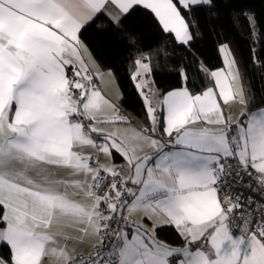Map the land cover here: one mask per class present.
<instances>
[{
  "label": "snow or ice",
  "instance_id": "obj_1",
  "mask_svg": "<svg viewBox=\"0 0 264 264\" xmlns=\"http://www.w3.org/2000/svg\"><path fill=\"white\" fill-rule=\"evenodd\" d=\"M218 10L217 0H0V264H264V104L227 43L223 67L196 55L201 14ZM133 18L157 30L155 46L140 44ZM235 19L264 44L254 10L240 5ZM90 29L137 53L140 124L105 91L116 77L93 58ZM169 44L192 62L161 90L154 60ZM252 62L264 70V56ZM164 227L179 244L160 238Z\"/></svg>",
  "mask_w": 264,
  "mask_h": 264
},
{
  "label": "trees",
  "instance_id": "obj_2",
  "mask_svg": "<svg viewBox=\"0 0 264 264\" xmlns=\"http://www.w3.org/2000/svg\"><path fill=\"white\" fill-rule=\"evenodd\" d=\"M219 10L211 16L201 14V35L197 44V57L203 61L210 69L215 70L223 66L222 55L218 49L221 44L227 43L240 63L243 71L246 72L247 86L252 90L254 102L257 105L264 104V70L258 63L254 64L253 59L264 56V44L261 42L259 32L254 35L249 33L247 24L243 20H236L238 6L247 5L254 10L257 17L264 20V0H217ZM127 27L135 29L139 35L140 44L144 47L155 46L159 41L160 34L156 29H149L142 24L140 18H133L127 22ZM89 39L95 44L97 50H92V54L103 69L113 71L123 99L120 100L121 109L129 113L134 118L143 121V108L138 97L133 82L129 76L132 71L130 57L135 56V50L131 52L122 42L123 36L112 32L105 36L98 37L95 30L90 29L87 33ZM88 43V40H85ZM169 56L154 60L156 64L154 78L156 87L161 90L177 86V69L180 66L192 62V57L181 48L167 46ZM157 61H159L157 63ZM193 63V72L195 71ZM194 86L201 87V78L193 76ZM116 163H122L116 157ZM161 239L174 244L180 243V237L171 227H164L158 230Z\"/></svg>",
  "mask_w": 264,
  "mask_h": 264
},
{
  "label": "crops",
  "instance_id": "obj_3",
  "mask_svg": "<svg viewBox=\"0 0 264 264\" xmlns=\"http://www.w3.org/2000/svg\"><path fill=\"white\" fill-rule=\"evenodd\" d=\"M92 56H93V54H92ZM93 58H95V57L93 56ZM96 61H97V60H96ZM97 63H98V61H97ZM98 64H99V63H98ZM99 65H100V64H99ZM100 67H101V65H100ZM222 67H223V66H222ZM101 69L104 70V71H107L106 69H103L102 67H101ZM103 87H104L105 91L108 92V94L111 95L113 98L117 97L118 94H121V91H120V89H119V86H118L116 80H115V84H105ZM122 111H123V110H122ZM123 113L126 114V115H128V116H130V118L132 119V121H133L134 124H140V123L142 122V121H140V120L134 118L133 116H131V115H130L129 113H127V112H124V111H123ZM102 162H103V161H102ZM118 164H119V163H118Z\"/></svg>",
  "mask_w": 264,
  "mask_h": 264
}]
</instances>
